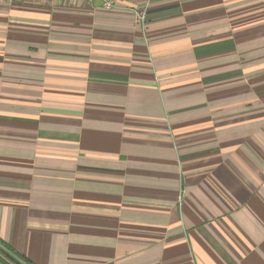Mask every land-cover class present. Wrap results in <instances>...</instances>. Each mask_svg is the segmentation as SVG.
Wrapping results in <instances>:
<instances>
[{"label":"crops","instance_id":"0c3cea01","mask_svg":"<svg viewBox=\"0 0 264 264\" xmlns=\"http://www.w3.org/2000/svg\"><path fill=\"white\" fill-rule=\"evenodd\" d=\"M0 240L264 264V0H0Z\"/></svg>","mask_w":264,"mask_h":264},{"label":"trees","instance_id":"16d2710c","mask_svg":"<svg viewBox=\"0 0 264 264\" xmlns=\"http://www.w3.org/2000/svg\"><path fill=\"white\" fill-rule=\"evenodd\" d=\"M0 245L5 248L9 253H11V255H13L15 258H17L19 261H21L23 264H33L30 260H28L25 256L18 254L17 252H15L10 246H8L7 244H5L3 241L0 240ZM0 261L3 264H13L12 262H10L9 260H7L5 257H3L0 254Z\"/></svg>","mask_w":264,"mask_h":264},{"label":"built area","instance_id":"2783aa9c","mask_svg":"<svg viewBox=\"0 0 264 264\" xmlns=\"http://www.w3.org/2000/svg\"><path fill=\"white\" fill-rule=\"evenodd\" d=\"M94 0H85V2L87 3H92ZM100 3V5H102L104 8H113L115 6H117V4L119 3V0H96ZM140 18L141 20L145 19V12H143L142 14H140Z\"/></svg>","mask_w":264,"mask_h":264},{"label":"water","instance_id":"95a60500","mask_svg":"<svg viewBox=\"0 0 264 264\" xmlns=\"http://www.w3.org/2000/svg\"><path fill=\"white\" fill-rule=\"evenodd\" d=\"M0 254L5 257L7 260L12 262L13 264H23L17 258H15L11 253H9L5 248L0 245Z\"/></svg>","mask_w":264,"mask_h":264}]
</instances>
